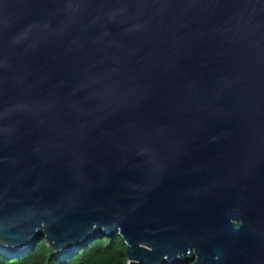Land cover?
<instances>
[{
	"label": "water",
	"instance_id": "obj_1",
	"mask_svg": "<svg viewBox=\"0 0 264 264\" xmlns=\"http://www.w3.org/2000/svg\"><path fill=\"white\" fill-rule=\"evenodd\" d=\"M114 233L264 264V0H0V243Z\"/></svg>",
	"mask_w": 264,
	"mask_h": 264
},
{
	"label": "trees",
	"instance_id": "obj_2",
	"mask_svg": "<svg viewBox=\"0 0 264 264\" xmlns=\"http://www.w3.org/2000/svg\"><path fill=\"white\" fill-rule=\"evenodd\" d=\"M0 264H128V258L126 243L119 233H114L61 251L51 248L45 238L23 248L0 243Z\"/></svg>",
	"mask_w": 264,
	"mask_h": 264
},
{
	"label": "rangeland",
	"instance_id": "obj_3",
	"mask_svg": "<svg viewBox=\"0 0 264 264\" xmlns=\"http://www.w3.org/2000/svg\"><path fill=\"white\" fill-rule=\"evenodd\" d=\"M128 264H129V261H128Z\"/></svg>",
	"mask_w": 264,
	"mask_h": 264
}]
</instances>
